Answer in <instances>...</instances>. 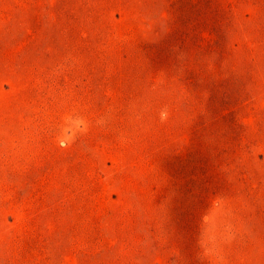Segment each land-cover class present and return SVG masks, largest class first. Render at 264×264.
Instances as JSON below:
<instances>
[{"label":"rangeland","instance_id":"1","mask_svg":"<svg viewBox=\"0 0 264 264\" xmlns=\"http://www.w3.org/2000/svg\"><path fill=\"white\" fill-rule=\"evenodd\" d=\"M0 264H264V0H0Z\"/></svg>","mask_w":264,"mask_h":264}]
</instances>
